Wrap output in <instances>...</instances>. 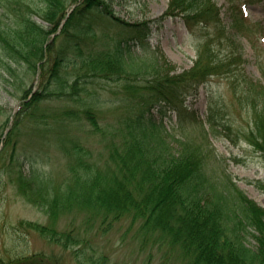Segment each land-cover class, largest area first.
<instances>
[{
  "label": "trees",
  "instance_id": "16d2710c",
  "mask_svg": "<svg viewBox=\"0 0 264 264\" xmlns=\"http://www.w3.org/2000/svg\"><path fill=\"white\" fill-rule=\"evenodd\" d=\"M232 7L235 0H230L232 18L226 24L216 0H171L162 17L130 23L116 15L111 0H0V83L14 80L26 87L20 113H26L27 119L23 122L18 117L9 134L1 136L0 171L7 168L6 155L19 161L21 127L38 125L46 103L78 102L88 87L112 82L141 108L126 124V133L120 131L122 140L109 142L103 161H97L81 142L61 140L67 158V174L61 182L44 176L34 164L28 172L21 165L14 172L7 169L14 173L19 192L52 222H21L20 226L67 249L88 243L84 235L95 223L110 227L131 218L170 251H177L184 264H264V207L228 174L217 175L207 162L212 154L204 144L184 135L176 140L178 149L173 148L163 122L157 123L152 114L164 102L179 112L184 132L181 120L198 123L192 114H184L188 96L197 94L214 76L226 77L232 88L241 80L246 95L238 99L248 109L252 124L245 139L264 157V83L253 82L241 68L246 60L236 37L251 25L245 24L240 8L237 14ZM168 17L182 18L201 41L190 70L178 72L176 65L162 64L155 54L132 50L134 43L146 42L154 24ZM110 25L117 31L108 32ZM220 49L225 51L221 59ZM259 70L264 79V62ZM31 76L35 79L28 86ZM86 114L97 126L95 113L90 109ZM220 121L210 112L207 122L212 135H222ZM199 123L208 137V130ZM70 212L86 214L85 231L56 228L59 216ZM79 251H74L75 256ZM87 262L124 264L110 262L104 255L89 256Z\"/></svg>",
  "mask_w": 264,
  "mask_h": 264
},
{
  "label": "rangeland",
  "instance_id": "374dc122",
  "mask_svg": "<svg viewBox=\"0 0 264 264\" xmlns=\"http://www.w3.org/2000/svg\"><path fill=\"white\" fill-rule=\"evenodd\" d=\"M170 1L111 0L116 15L130 23L162 17ZM216 1L222 8V19L229 24L232 18V12L228 11L230 0ZM232 8L237 14L240 8L242 16L247 19L245 24L251 25L248 31L236 37L246 60L241 68L253 82L264 83L259 70V63L264 62V0H235V7ZM106 29L110 33L117 31L111 25ZM200 43L182 18L168 17L161 24H154L146 42L134 43L132 50L147 56L155 54L162 64L171 62L177 66L178 72H183L193 67ZM224 55L225 51L221 50L218 57L221 59ZM34 79V76L30 77L28 86L32 85ZM9 83H0V138L3 134H9L18 117L23 122L27 120L26 113H20L24 102L23 89L26 87L14 80ZM34 84L37 90L38 82ZM245 88L241 80L232 88L224 76L211 78L200 86L197 94L186 98L184 114H192L198 123L194 126L190 125L189 120H181L185 123L184 132L180 128L179 112L164 102L156 105L152 114L157 123L163 122L166 138L173 148L178 149L176 140L184 135L194 138L200 145L204 144L212 154L207 162L217 170V175L223 177L224 173L228 174L250 199L264 207V157L245 139L252 125L251 115L238 99L246 95ZM139 107L127 100L115 83L96 84L88 87V92L78 102L53 101L44 104L41 109L44 118L39 120L38 125L25 123L21 127L18 139L20 159L16 161L9 154L6 155L7 168L0 171V261L15 258L23 260L32 256L35 259L18 264H89V256L104 255L110 262L124 264H184L177 251H170L156 237L144 232L139 221L135 223L131 218H124L110 227L95 223L88 235H84L89 238L88 243L76 247L70 245L67 249L44 239L36 231L20 226L21 222L43 225H51L52 222L41 207L31 203L19 192L12 177L14 169L21 165L28 172L34 164L44 176H51L61 182L67 174L65 147L61 145L64 140L81 142L97 161H103L108 155L109 142L122 140L120 131L126 133V124L139 114ZM90 109L95 113L97 126L86 114ZM210 112L221 120L220 136L212 135L208 130ZM199 122L208 130V137L203 134ZM7 169L13 172H7ZM85 218V213L62 214L56 221V228L61 232L80 228L85 231L82 225ZM74 234L81 233L76 231ZM249 242L256 244L251 237ZM75 250H80L79 256H75ZM40 257L43 258L42 262L38 260Z\"/></svg>",
  "mask_w": 264,
  "mask_h": 264
}]
</instances>
